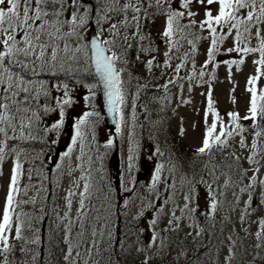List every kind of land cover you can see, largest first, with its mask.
Returning a JSON list of instances; mask_svg holds the SVG:
<instances>
[{
  "label": "snow or ice",
  "instance_id": "obj_1",
  "mask_svg": "<svg viewBox=\"0 0 264 264\" xmlns=\"http://www.w3.org/2000/svg\"><path fill=\"white\" fill-rule=\"evenodd\" d=\"M250 56L247 108L222 114L217 69L235 92L233 71ZM262 78L264 0H0V264H126L134 249L138 264L174 252L170 264H264ZM197 87L206 89L199 146L190 157L152 147L141 185L138 102L162 93L148 104L165 113L175 102V113ZM104 108L127 144L116 183L105 166L115 142L106 131L101 152L96 136ZM66 122L73 134L57 152ZM64 176L55 203L49 185ZM180 233L207 239L190 256L172 239Z\"/></svg>",
  "mask_w": 264,
  "mask_h": 264
},
{
  "label": "rangeland",
  "instance_id": "obj_2",
  "mask_svg": "<svg viewBox=\"0 0 264 264\" xmlns=\"http://www.w3.org/2000/svg\"><path fill=\"white\" fill-rule=\"evenodd\" d=\"M160 24L161 21H157L156 26L153 28L154 33L159 30ZM204 47H206V44L202 45L201 52H203ZM203 58L204 57L202 55H198V65L203 61ZM253 59L254 57H248L245 65L242 66L241 71H233L235 92L231 91L234 85L227 78V69L223 66L217 69V80L214 82L213 94L215 100L218 101L217 107L222 114L227 110L233 109H238L241 114L245 112L249 98V94L245 91L246 80L249 75H255L256 66L252 63ZM160 82L162 83L163 81ZM259 86L264 87V78H262L259 82ZM205 90V88H195L193 93H191L192 104L179 107L175 113H173L172 111V107H174L175 102H173V105L169 106L167 112L165 113H159V104H148V100L151 96L162 95V93H157L155 91L150 92L145 95L140 102H138L137 116L139 118V122L144 124V127L141 128L138 126L137 128L138 138L140 139L142 145L141 162L143 166L138 173V180L141 182V185H146L149 182L151 162L145 161H147L148 152L151 151L152 147L159 144L161 148L171 149V151L177 156L182 155L183 157H190L193 150L197 146H199L200 138L203 133L202 116L204 107L202 103L204 97L200 95V93L204 92ZM172 91L175 92V89H172ZM185 96L187 98L188 94L185 93ZM232 97L236 98V105H233ZM95 103L99 104L98 98ZM129 103H131V97H129ZM145 104H148L149 107V116L147 119H145L143 112V105ZM82 110H84L83 103L80 106H77L74 112L70 110L69 115L73 116L74 119L75 114L80 113ZM181 117H183L182 126L186 130L185 136L183 138L178 135V129L181 126ZM161 118L165 120V123L163 125H152L151 121L159 120ZM193 125H196V127H193ZM106 131L107 134L110 135L111 138H113L115 146L111 150H108V156L105 166L108 169V174L113 178L112 182L116 183L115 177L125 167L127 144L126 142H122L114 132L109 131L103 125V121L101 118L96 131L97 141L99 142L101 152L104 151L102 145L107 138ZM72 134V127L66 122V131L60 136V143L56 146L57 152H62L65 150L66 145L69 143V137ZM69 184V178L67 176H64L61 179L60 188H55L53 185H49V188L51 189V194L49 197L50 200L54 201L55 203H62L61 198L64 195L65 189L69 187ZM6 185L7 169H5L4 177L0 178V207H2L3 205ZM259 214H264V209H261ZM49 223H51V221H49ZM205 226L207 227V225ZM255 228L256 226L253 225L252 230L255 231ZM185 231H187V229H185ZM141 239L144 240V237L142 236ZM172 239L177 246V250H179L180 247H183L184 249L188 250L189 255L192 256L195 255V249L200 246L201 241H206L207 237H201L197 240H193L191 237L185 238L184 233H180L179 237L173 235ZM141 259L142 255L136 254L134 249L132 256L127 258L126 264H138V261ZM174 259L175 252L171 257H168L164 260H156L155 264H170V261ZM181 264H184L183 258H181Z\"/></svg>",
  "mask_w": 264,
  "mask_h": 264
},
{
  "label": "water",
  "instance_id": "obj_3",
  "mask_svg": "<svg viewBox=\"0 0 264 264\" xmlns=\"http://www.w3.org/2000/svg\"><path fill=\"white\" fill-rule=\"evenodd\" d=\"M99 102L100 104H102L103 102L102 93L99 95ZM102 113H103V121H104L105 126L110 130H114L115 124L112 120V117L107 113L106 108L102 110Z\"/></svg>",
  "mask_w": 264,
  "mask_h": 264
}]
</instances>
